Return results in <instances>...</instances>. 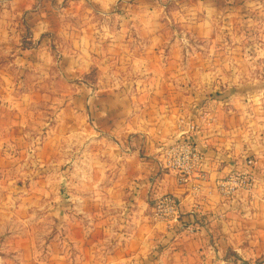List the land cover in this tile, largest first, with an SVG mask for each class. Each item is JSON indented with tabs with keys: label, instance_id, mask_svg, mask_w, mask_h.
I'll return each mask as SVG.
<instances>
[{
	"label": "crops",
	"instance_id": "crops-1",
	"mask_svg": "<svg viewBox=\"0 0 264 264\" xmlns=\"http://www.w3.org/2000/svg\"><path fill=\"white\" fill-rule=\"evenodd\" d=\"M203 1L0 0V168L20 180L0 189V264L264 260V73L239 67L264 53L227 48L230 77L213 72L181 39L215 45ZM181 121L198 125L199 194L166 169ZM248 159L255 189L224 200L216 182ZM165 196L181 226L153 220Z\"/></svg>",
	"mask_w": 264,
	"mask_h": 264
},
{
	"label": "rangeland",
	"instance_id": "rangeland-1",
	"mask_svg": "<svg viewBox=\"0 0 264 264\" xmlns=\"http://www.w3.org/2000/svg\"><path fill=\"white\" fill-rule=\"evenodd\" d=\"M203 4L212 13L216 30L215 45L212 43L210 45L209 42L196 41L186 36H182L181 39L183 44H186V48L190 45L191 47L201 46L199 48L203 55L212 53L214 63L217 62V65H212V70L213 72L217 70L219 77H230L227 73V48L245 44L251 47L252 53L254 51L258 53L260 50L264 53V0H204ZM211 46H214L213 52ZM262 60L263 63L257 59L251 61L250 65L240 63L239 67L246 73H250L248 75H261L264 73V58ZM2 119L3 122H8V117H2L0 114V123ZM14 173H16L15 177L9 181L4 176L7 172H2V168H0V189L7 187L9 183L15 185L20 182L17 174L19 172L15 171ZM2 191L0 190L1 195L6 196L8 194V192L3 193ZM5 199L8 200V196ZM45 221L46 219L43 220V224H47ZM256 264H264V260Z\"/></svg>",
	"mask_w": 264,
	"mask_h": 264
},
{
	"label": "built area",
	"instance_id": "built-area-1",
	"mask_svg": "<svg viewBox=\"0 0 264 264\" xmlns=\"http://www.w3.org/2000/svg\"><path fill=\"white\" fill-rule=\"evenodd\" d=\"M187 131L180 139L173 143L165 152L166 169L178 176L180 185L198 182L194 187L196 194L201 193L202 185L207 181L204 170V155L194 143V135L198 125L193 122L181 121ZM255 161H245V168L233 171L227 177L216 182L218 194L226 201L234 199L239 193H251L256 186L254 174ZM152 218L157 223L166 224L169 228L181 226L180 203L176 197L165 196L159 198L152 212ZM185 232L194 234L197 229L192 226L184 227Z\"/></svg>",
	"mask_w": 264,
	"mask_h": 264
}]
</instances>
